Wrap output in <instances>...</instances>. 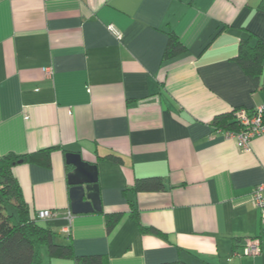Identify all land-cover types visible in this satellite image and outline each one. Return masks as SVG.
I'll use <instances>...</instances> for the list:
<instances>
[{
	"label": "crops",
	"instance_id": "1",
	"mask_svg": "<svg viewBox=\"0 0 264 264\" xmlns=\"http://www.w3.org/2000/svg\"><path fill=\"white\" fill-rule=\"evenodd\" d=\"M258 1L0 0V155L49 148L48 164L11 170L31 212L65 219L54 228L76 254L264 264L251 196L264 181V130L243 150L210 124L264 104L263 71L254 83L236 59L241 38L264 41ZM170 32L185 49L163 57ZM67 152L96 165L100 210L70 212ZM149 176L162 186L133 187ZM247 237L258 253H238Z\"/></svg>",
	"mask_w": 264,
	"mask_h": 264
},
{
	"label": "trees",
	"instance_id": "2",
	"mask_svg": "<svg viewBox=\"0 0 264 264\" xmlns=\"http://www.w3.org/2000/svg\"><path fill=\"white\" fill-rule=\"evenodd\" d=\"M257 7L264 11V0ZM185 46L179 37L170 32L164 48L163 57H170L183 51ZM264 41L256 39L253 44L247 38L238 41L236 59L244 68L248 77L256 83L262 73L261 85L264 88ZM210 124L215 130H238L241 124L234 117V109L213 116ZM49 148L32 152H7L0 155V264H50L49 258H71L74 264H109L105 253L76 254L71 241H61L54 227L66 224L65 219L51 217L40 219L31 212L24 200L21 188L12 173L17 162L34 161L48 164ZM162 186L156 176L142 177L135 181V189H153ZM120 214H106L107 230L117 222ZM45 247L47 260L42 257ZM155 264H185L181 260Z\"/></svg>",
	"mask_w": 264,
	"mask_h": 264
},
{
	"label": "built area",
	"instance_id": "3",
	"mask_svg": "<svg viewBox=\"0 0 264 264\" xmlns=\"http://www.w3.org/2000/svg\"><path fill=\"white\" fill-rule=\"evenodd\" d=\"M107 28L119 36L120 32L113 26V24H107ZM234 117L242 125L240 129L223 130L221 128H216L214 131H222L226 135L234 137L237 145L241 149L248 150L250 148L251 138L264 130V104L258 105L250 110L245 107H238L234 110ZM262 190H264V181L255 184L251 196L254 207L258 210L260 218L264 220V197L262 195ZM36 216L40 219H45L55 217V213L53 210L45 209L38 211ZM259 251L260 245L258 238L247 237L238 253L243 255H253Z\"/></svg>",
	"mask_w": 264,
	"mask_h": 264
},
{
	"label": "water",
	"instance_id": "4",
	"mask_svg": "<svg viewBox=\"0 0 264 264\" xmlns=\"http://www.w3.org/2000/svg\"><path fill=\"white\" fill-rule=\"evenodd\" d=\"M65 159L72 165L66 173L70 212L100 210L96 165L83 160L78 152L65 153Z\"/></svg>",
	"mask_w": 264,
	"mask_h": 264
},
{
	"label": "rangeland",
	"instance_id": "5",
	"mask_svg": "<svg viewBox=\"0 0 264 264\" xmlns=\"http://www.w3.org/2000/svg\"><path fill=\"white\" fill-rule=\"evenodd\" d=\"M42 257L45 260L48 259L45 247L42 248ZM48 261L50 264H74L71 258L52 257V258H49Z\"/></svg>",
	"mask_w": 264,
	"mask_h": 264
}]
</instances>
